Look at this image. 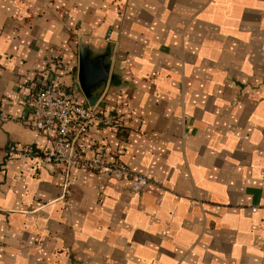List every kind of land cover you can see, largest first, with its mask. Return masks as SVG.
<instances>
[{
  "label": "crops",
  "instance_id": "0c3cea01",
  "mask_svg": "<svg viewBox=\"0 0 264 264\" xmlns=\"http://www.w3.org/2000/svg\"><path fill=\"white\" fill-rule=\"evenodd\" d=\"M79 43L120 119L85 144L151 182L77 166L64 199L62 166L0 149V264H264V0H0L1 147L50 145L39 83L86 102Z\"/></svg>",
  "mask_w": 264,
  "mask_h": 264
},
{
  "label": "built area",
  "instance_id": "2783aa9c",
  "mask_svg": "<svg viewBox=\"0 0 264 264\" xmlns=\"http://www.w3.org/2000/svg\"><path fill=\"white\" fill-rule=\"evenodd\" d=\"M24 102L27 117L22 123L49 135L50 145L42 149L7 144L0 149L9 158L39 159L43 164L62 166V198L65 199L71 192L70 171L77 166L96 173L129 178L132 191H139L151 182L149 177L132 172L118 160L107 161L103 150L85 144L84 137L92 125L116 131L120 119L113 113L102 112L97 102L90 105L78 101L76 90L64 85L60 78L39 83L24 98ZM89 153L91 155L87 156Z\"/></svg>",
  "mask_w": 264,
  "mask_h": 264
},
{
  "label": "water",
  "instance_id": "95a60500",
  "mask_svg": "<svg viewBox=\"0 0 264 264\" xmlns=\"http://www.w3.org/2000/svg\"><path fill=\"white\" fill-rule=\"evenodd\" d=\"M108 77L107 55H94L78 44L77 81L86 102L94 105Z\"/></svg>",
  "mask_w": 264,
  "mask_h": 264
}]
</instances>
